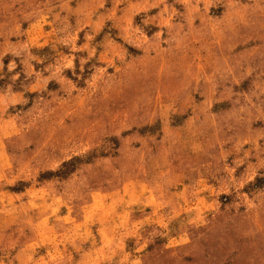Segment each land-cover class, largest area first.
I'll return each instance as SVG.
<instances>
[{"label":"rangeland","instance_id":"obj_1","mask_svg":"<svg viewBox=\"0 0 264 264\" xmlns=\"http://www.w3.org/2000/svg\"><path fill=\"white\" fill-rule=\"evenodd\" d=\"M0 264H264V0H0Z\"/></svg>","mask_w":264,"mask_h":264}]
</instances>
